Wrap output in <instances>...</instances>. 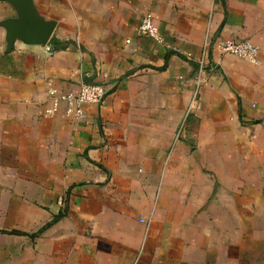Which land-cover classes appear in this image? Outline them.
Listing matches in <instances>:
<instances>
[{
	"label": "crops",
	"instance_id": "0c3cea01",
	"mask_svg": "<svg viewBox=\"0 0 264 264\" xmlns=\"http://www.w3.org/2000/svg\"><path fill=\"white\" fill-rule=\"evenodd\" d=\"M33 1L72 44L7 52L0 26V264H264V0ZM244 40L258 64L219 47ZM82 83L104 102L47 116Z\"/></svg>",
	"mask_w": 264,
	"mask_h": 264
},
{
	"label": "built area",
	"instance_id": "2783aa9c",
	"mask_svg": "<svg viewBox=\"0 0 264 264\" xmlns=\"http://www.w3.org/2000/svg\"><path fill=\"white\" fill-rule=\"evenodd\" d=\"M140 30L157 40H160L159 29L154 24L150 16H146L140 26ZM220 49L223 53L232 54L249 61L252 64H258L259 48L252 41H231L220 43ZM207 70V60L201 59L199 62V74L195 82V95L197 96L199 89L205 84V76ZM50 97L52 101L51 108L47 110V116L55 115L63 102L66 104V115L74 119H83L86 115L85 107L87 105H101L107 95V89L101 83H82L78 93L69 92L59 95L57 90L50 85Z\"/></svg>",
	"mask_w": 264,
	"mask_h": 264
},
{
	"label": "water",
	"instance_id": "95a60500",
	"mask_svg": "<svg viewBox=\"0 0 264 264\" xmlns=\"http://www.w3.org/2000/svg\"><path fill=\"white\" fill-rule=\"evenodd\" d=\"M0 2L12 5L18 15L0 23V26L7 31V52L13 51L17 41L44 47L49 45L57 23L42 18L33 0H0Z\"/></svg>",
	"mask_w": 264,
	"mask_h": 264
},
{
	"label": "rangeland",
	"instance_id": "374dc122",
	"mask_svg": "<svg viewBox=\"0 0 264 264\" xmlns=\"http://www.w3.org/2000/svg\"><path fill=\"white\" fill-rule=\"evenodd\" d=\"M260 148V149H258ZM261 146H257L256 145V149L254 151V163H256V165H258V167H256V176H255V189L256 192L260 191V194L264 193V168L261 166L260 163H264V151L261 150ZM252 154V153H250ZM231 155L232 153L230 152H224V160H226L225 162H221L223 164H227V163H231L232 159H231ZM256 207H258L257 203H256Z\"/></svg>",
	"mask_w": 264,
	"mask_h": 264
},
{
	"label": "trees",
	"instance_id": "16d2710c",
	"mask_svg": "<svg viewBox=\"0 0 264 264\" xmlns=\"http://www.w3.org/2000/svg\"><path fill=\"white\" fill-rule=\"evenodd\" d=\"M72 44V42H61L59 41L58 39H52L51 40V46L53 47L54 51H60V50H63V49H66L68 48V46H70ZM64 216L63 215H60L56 218H54V220L52 221V223H50V225H48L47 227L55 224L56 222H58L60 219H62ZM46 227V228H47ZM43 231V230H42ZM14 234H20L21 233H17V232H13ZM12 233V234H13Z\"/></svg>",
	"mask_w": 264,
	"mask_h": 264
}]
</instances>
